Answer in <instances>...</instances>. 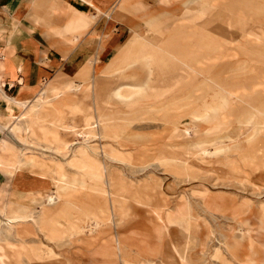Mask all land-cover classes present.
<instances>
[{
    "label": "rangeland",
    "instance_id": "1",
    "mask_svg": "<svg viewBox=\"0 0 264 264\" xmlns=\"http://www.w3.org/2000/svg\"><path fill=\"white\" fill-rule=\"evenodd\" d=\"M162 1L111 8L126 15V40L137 35L125 67L68 74L98 80L95 96L69 92L77 124L103 117L48 142L67 154L0 130V235L3 209L35 210L14 224L23 243L0 239V264H168L167 249L175 264H264V0ZM179 45L185 61L172 55ZM23 153L50 182L17 175ZM48 218L54 233L34 223Z\"/></svg>",
    "mask_w": 264,
    "mask_h": 264
},
{
    "label": "crops",
    "instance_id": "2",
    "mask_svg": "<svg viewBox=\"0 0 264 264\" xmlns=\"http://www.w3.org/2000/svg\"><path fill=\"white\" fill-rule=\"evenodd\" d=\"M138 2L142 6H138ZM158 2L167 4L162 0H137V9H162ZM123 3L125 0H0V116L13 119L32 142L57 151L59 150L53 145L49 146L48 142H64L63 132L78 133L82 129L95 127V116L103 115L98 112L88 114L81 118V124H77L76 115L82 109L69 92L83 91L87 86L95 96L98 80L93 76L88 83H76L73 80L74 75H69L79 69L82 73L87 69L95 71L100 62L106 63L107 67L103 71L107 73L127 65L124 58L129 45L127 43L130 42L129 46L137 51V35L126 40V15L119 9L110 11L115 4ZM101 10L103 13L100 14ZM85 31L88 32L84 42L77 45L69 43L78 41ZM108 60L110 61L106 62ZM53 73L56 75L47 79ZM77 86L80 88L77 89ZM41 91L43 98L49 103L41 105L39 112L44 114L37 118L35 113L38 110L33 104L39 103ZM4 94L25 101L27 105L7 106ZM11 107L12 114L5 117ZM24 108L28 110L24 111ZM14 110L19 111L17 113ZM23 119L33 120L36 135L26 130ZM51 123L57 129L50 128L48 124ZM23 157L24 155L16 164L19 169H13L17 171V175L22 170L29 173L32 170L28 177L36 182H50L51 177L46 178L42 170L40 171V161L35 159V155H29L22 160ZM1 159L0 156V163L4 164ZM16 206L13 212H22V215L33 216L35 212L27 210L21 204ZM6 213L9 217L8 211ZM12 215L9 218L16 222L32 220L17 217L20 213ZM10 227L15 230L14 225ZM15 232L18 237L24 236L18 231Z\"/></svg>",
    "mask_w": 264,
    "mask_h": 264
},
{
    "label": "bare ground",
    "instance_id": "3",
    "mask_svg": "<svg viewBox=\"0 0 264 264\" xmlns=\"http://www.w3.org/2000/svg\"><path fill=\"white\" fill-rule=\"evenodd\" d=\"M182 21V20H181ZM177 22H180V21H177ZM188 23V22H187ZM173 24V23H172ZM193 24V23H192ZM178 23H176L173 27L175 29V27H177ZM178 33V32H177ZM203 34V33H202ZM191 39V35L188 36L185 40L188 41ZM162 42V41H161ZM174 44L175 41H174ZM158 45V44H157ZM203 47V46H202ZM177 50L174 51V53L172 52V55L173 57H179L182 61H185L186 60V57H185V54H184V48L185 46L183 45V47L181 45L177 46L176 47ZM201 48V47H200ZM164 52V51H163ZM169 55V54H168ZM171 55V56H172ZM201 63V62H200ZM192 68V67H191ZM194 68V67H193ZM77 89L80 88V86H77L76 87ZM42 90V89H41ZM4 98L6 99L7 101V106L8 105H13V106H17V107H20V106H25L27 105V102L25 101H20L18 100L16 97L14 96H8L6 94H4ZM37 98V97H36ZM39 103L37 104H33L35 105V109H37L38 111L35 113L36 117L37 118H41L44 114H41L42 111L39 112V109L41 108V105L43 103L46 102V100L43 98V94H42V91H41V95L39 96ZM41 102V103H40ZM49 103V102H48ZM205 108V107H204ZM45 109V108H43ZM32 110V109H31ZM47 111V110H46ZM50 114L52 113L50 110L48 111ZM48 112H45V113H48ZM222 114V113H221ZM52 115V114H51ZM21 118V117H20ZM23 124L25 125L26 127V130L28 129L32 135H36L32 130H31V124L33 122V120H27V119H23L22 120ZM186 129V128H185ZM188 129V128H187ZM0 130L1 131H5V130H8V132H10L12 134V132L15 133V135L21 140V141H25V142H28L30 145H36V146H39L43 149H47V150H52V151H55L58 155H65L55 149H51V148H47V147H44L42 145H39L37 143H34L32 142L27 136H25L22 132V129L20 128V126H18L13 119L11 118H4L3 116H0ZM190 130V128H189ZM186 131V130H185ZM187 132V131H186ZM186 135V134H185ZM36 138V137H35ZM44 139V138H43ZM46 141V140H45ZM8 143H10L11 145H13L11 142L7 141ZM54 142V141H53ZM14 146V145H13ZM69 152H72V147L70 148ZM68 152V153H69ZM22 155H25V153H23ZM19 161V160H18ZM13 163V162H12ZM7 166H9V164L7 163L6 164ZM14 169H19V167L17 166H12ZM53 180H55L56 182L59 181V179H57L54 174L52 176ZM61 188V187H60ZM58 198L57 195H52L49 197V202L54 205L56 203V199ZM98 201V200H97ZM100 201V200H99ZM95 204V203H94ZM51 206V205H50ZM105 206V205H104ZM74 208V207H72ZM47 209V208H46ZM75 209V208H74ZM45 210V209H43ZM55 211V210H54ZM2 216H4L3 218V221L1 222L2 224H5V226H3V233L0 235V239L1 241L4 243V242H13V241H20L23 243V238L22 237H18L17 233L15 232V230H13L12 227L10 226H13L16 221H13L11 220L8 216H7V213H6V210L3 209L2 211ZM42 216V215H40ZM17 217H20L21 219L23 220H27V219H33V216H30V215H18ZM34 223L38 225V229L40 230H48L49 232L51 233H54L55 232V226H56V220L53 219V218H48L45 220V223L44 222H37V220H34ZM9 225V226H7ZM94 226V225H93ZM56 234V233H55ZM26 241V240H25ZM24 241V242H25ZM31 243V247L32 249L34 248L35 245H40V243H35L33 241H30ZM34 244V245H33ZM9 246V245H8ZM25 246V245H24ZM23 246V247H24ZM13 248V247H12ZM27 250V249H26ZM32 253V252H31ZM174 252L167 249V251H165V254H164V258L168 261V264H175V261H174ZM254 254V252H253ZM33 255V254H32ZM23 256V255H22ZM21 256V257H22ZM31 256V254L29 255ZM15 257V256H14ZM17 257V256H16ZM3 258V257H2ZM13 258V257H12ZM13 260V259H11ZM9 261V260H8ZM14 262V261H13ZM178 262V261H177ZM1 263V262H0ZM8 263V262H7ZM16 264V263H15ZM149 264H155V260H152L151 263Z\"/></svg>",
    "mask_w": 264,
    "mask_h": 264
}]
</instances>
